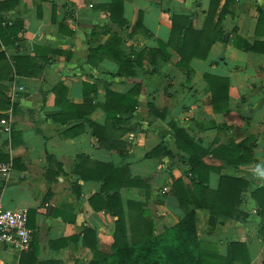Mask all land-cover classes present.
Returning <instances> with one entry per match:
<instances>
[{"label": "crops", "instance_id": "0c3cea01", "mask_svg": "<svg viewBox=\"0 0 264 264\" xmlns=\"http://www.w3.org/2000/svg\"><path fill=\"white\" fill-rule=\"evenodd\" d=\"M111 2L0 0V200L27 211L32 233L25 252L0 242V264H88L92 244L111 253L116 218L95 210L91 200L98 206L114 194L122 199L128 243L126 202L133 200L144 205L154 234L193 210L198 239L234 258L236 245H243L239 259L264 264V179L257 175L258 168L264 171V0H230L220 24L224 38L214 40L205 56L190 58L187 76L177 65L176 41L165 56L158 40L169 41L176 14H191L192 28L203 30L210 0H123V25L118 8L110 18ZM140 12L142 28H133ZM235 34L258 43L261 52L234 47ZM114 38L113 47L101 50ZM206 75L227 80V100L222 93L218 111ZM106 92H131L136 101L133 111L116 114L124 131L115 149L100 144L91 124L105 125ZM173 125L202 150L247 139L252 160L239 165L200 153L211 190L220 176L242 183L230 216L195 207L194 151ZM106 167H126L146 187H104ZM180 178L188 193L185 209L172 185ZM88 229L94 235L85 234Z\"/></svg>", "mask_w": 264, "mask_h": 264}, {"label": "trees", "instance_id": "16d2710c", "mask_svg": "<svg viewBox=\"0 0 264 264\" xmlns=\"http://www.w3.org/2000/svg\"><path fill=\"white\" fill-rule=\"evenodd\" d=\"M230 0H226L220 14L216 19V23L211 27L213 18L215 17L216 10L218 9L220 0H210L206 21L203 30H195L191 26L192 15H172L171 17V36L167 43L158 40V50H162L163 54L167 56L165 52L166 48L173 45L174 41L177 43V53L180 56V60L177 65L184 69L186 76L189 74V61L191 57H198L200 55L205 56L211 43L219 38H224L223 32L220 27L221 21L227 14V8ZM122 4L123 0H112L109 6L110 18L113 20V12L118 8L120 24H124L122 19ZM133 28H142L141 26V12L138 15V19L133 25ZM232 40V45L238 49L250 50L261 52L258 48V43L249 44L243 38L238 35ZM117 41L116 38L111 39L106 47H102L101 50H106L114 46ZM203 51V52H202ZM159 52V51H158ZM202 52V54L200 53ZM123 56V55H122ZM121 56V57H122ZM205 79L212 90L213 109L218 111V101L220 96L224 93V100H227V80L224 78L206 75ZM107 93V100L102 104V109L106 114L105 125L100 126L92 124L94 133L99 139L100 144L105 148L115 149L121 146V142L116 140L120 136L119 127L120 119L116 116L119 113H128L135 109L136 101L130 99L131 94H117L112 92ZM173 129L176 135L184 142H190L189 145L193 154L190 156V163L192 169L191 174H198L196 180L192 179L191 183L195 188V201L194 205L198 208H205L212 216L218 214L230 216L237 201V191L241 188L242 183L239 179L220 176L217 189H210L207 186V170L208 167L202 164L200 153L212 154L215 157L223 158L224 161L239 165L246 161H251L252 156L246 146L244 140L243 153L240 156V146L230 144L229 146L220 145L211 150H202L199 147L191 144L189 136L182 128H176L173 125ZM118 131V133H117ZM116 135V136H115ZM117 142V143H116ZM159 147H155L151 150L155 153ZM190 150V149H188ZM248 151V152H247ZM77 171V169H75ZM206 172L204 178H202V172ZM128 168L122 167L113 169L106 167L104 170V187L115 186V190L123 186L128 187H146L141 178H130L128 175ZM114 182V185H112ZM173 189H175V195L178 198L180 205L183 206V199L188 197L186 186L183 180L174 179L172 181ZM95 201L91 200L92 207L95 210L104 208L112 213L115 221V234L114 241L111 245L112 252L109 254H103L95 249V245H91L93 250V258L88 264H234L239 262L240 264H248L249 260L246 256L245 259H239L242 255L243 245H236L239 252L238 257L234 258V255L230 252L227 256H222L218 252V248L213 243L204 242L198 239L200 232V226L194 216L193 210H185L181 221L167 230L154 234L153 223L150 220H145V216L148 214L143 209V204L138 201L128 200L126 207L128 210L127 218L130 222V243L127 241V224L124 217L123 203L119 194L109 195L107 200L103 204L95 206ZM185 209V207H184ZM94 235L92 230H85V234Z\"/></svg>", "mask_w": 264, "mask_h": 264}, {"label": "built area", "instance_id": "2783aa9c", "mask_svg": "<svg viewBox=\"0 0 264 264\" xmlns=\"http://www.w3.org/2000/svg\"><path fill=\"white\" fill-rule=\"evenodd\" d=\"M4 123V120L0 121ZM2 172L8 170V166H1ZM27 211L9 209L3 206L0 200V242L10 248L25 252L29 249L32 233L28 227Z\"/></svg>", "mask_w": 264, "mask_h": 264}, {"label": "clouds", "instance_id": "9594fccd", "mask_svg": "<svg viewBox=\"0 0 264 264\" xmlns=\"http://www.w3.org/2000/svg\"><path fill=\"white\" fill-rule=\"evenodd\" d=\"M257 175L260 179H264V171H261L259 168L257 169Z\"/></svg>", "mask_w": 264, "mask_h": 264}]
</instances>
